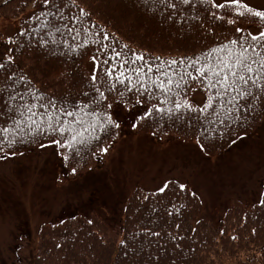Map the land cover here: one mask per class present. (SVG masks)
<instances>
[{"label": "trees", "instance_id": "1", "mask_svg": "<svg viewBox=\"0 0 264 264\" xmlns=\"http://www.w3.org/2000/svg\"><path fill=\"white\" fill-rule=\"evenodd\" d=\"M193 6L179 5L178 9H172L159 0H75L74 4L62 0L61 12L65 20L52 17L37 20L35 17L41 12L49 11L41 0H6L1 3L0 16L21 17V20L19 30L12 35L0 32V57L8 52L9 47L14 56L11 67L0 70V89H3L0 93V127L15 128L9 116L23 123L8 135L9 139L16 141L11 147L0 133V156L25 152L53 139H62L59 133H51L46 127L49 116L63 123L73 121L74 117L66 116L64 109L79 114L81 123L70 125L77 131L93 122V118L85 114L95 106L91 101L97 95L91 84L96 67L93 55L104 60L109 58L112 50L124 54L109 65H100L98 75L103 76L108 67L114 71L122 70L118 65L125 56L133 59L137 54L143 55L142 63L158 66L172 59H194L222 42L252 33V26L264 30V19L247 12L237 17L234 8L220 9L211 4H199L197 0H193ZM51 10L55 12V9ZM211 13L224 16L225 22H208ZM73 16L80 17V20L69 23V27L79 29V35L63 27ZM230 17H234V24L226 22ZM45 19L51 21L48 27L41 22ZM55 27H60L61 31L56 33ZM236 28L244 32H236ZM105 34L106 40L103 39ZM9 39L16 44L7 45ZM42 39L48 44H42ZM53 40L56 43H52ZM85 40L89 43L78 47ZM185 67L183 64L174 66L177 72ZM13 72L12 80L6 81L4 77ZM196 86L204 89L200 81L191 82L187 92L189 99ZM148 87L159 94L150 83ZM117 88L125 91L124 84H117ZM246 90L250 95L239 100L236 105L239 111L231 118H226L221 111L219 119H224V124L219 120L209 123V119H214L209 116L208 119L201 117L195 127H190L187 114L181 119L157 116L158 123L150 120L140 124H144V132L158 136L161 131L171 132L164 136L163 142L172 140L170 134L178 138L175 140L182 141L199 138L203 152L208 157L217 156L258 127L264 116V90L252 86H246ZM85 92L87 97L83 95ZM9 93H19L23 100L17 97L15 102L8 101L5 105ZM106 95L109 97L106 103H113L118 98L117 92ZM50 100L56 104L55 108L40 106L41 102L48 105ZM24 104L35 106L37 115L33 119L41 125L39 130L35 125L29 128V113L22 107ZM84 104L89 107L80 112ZM17 105H21L18 111L5 115L9 107L16 109ZM136 107L114 104L110 111L120 128H109L103 133L99 128L95 133L91 129L84 132L86 144L78 154L61 148L64 155L70 157L67 161L62 159L65 167L75 168L77 161L103 164L128 130H135L132 124L137 115L133 118L132 114ZM140 109L141 113L145 110ZM192 121L195 123V115ZM70 134L66 132L63 138ZM92 135L100 136V140H91ZM104 147L108 148L107 153L101 151ZM165 185L167 188L161 192ZM180 185L186 187L182 190ZM261 200H264V193L253 203L230 207L223 220L216 224L202 216L201 198L188 183L170 179L159 189L137 187L126 198L114 225L102 219L74 221L72 226H64V223L44 225L33 251L28 248V238L23 235L19 239V264H264V205ZM69 223L72 221L66 224ZM25 250L28 251L26 258L22 255Z\"/></svg>", "mask_w": 264, "mask_h": 264}, {"label": "rangeland", "instance_id": "2", "mask_svg": "<svg viewBox=\"0 0 264 264\" xmlns=\"http://www.w3.org/2000/svg\"><path fill=\"white\" fill-rule=\"evenodd\" d=\"M243 3L264 11V0ZM20 20L0 16V32L12 35ZM250 31L257 34L259 29L252 26ZM193 89L191 102L203 105L207 91L201 86ZM141 111L136 107L132 117ZM258 124L226 152L208 157L196 139L175 140L170 134L172 140L163 142L171 132L161 131V136L144 132L142 123L128 130L103 164L77 161L74 174V167L62 163L61 148L51 142L1 155L0 264H19V239L26 236L33 251L44 225L72 226L74 221L95 219L114 225L135 188L159 189L170 179L188 183L201 197L202 216L219 224L230 207L253 203L264 193V116ZM22 255L26 258L28 251Z\"/></svg>", "mask_w": 264, "mask_h": 264}, {"label": "snow or ice", "instance_id": "3", "mask_svg": "<svg viewBox=\"0 0 264 264\" xmlns=\"http://www.w3.org/2000/svg\"><path fill=\"white\" fill-rule=\"evenodd\" d=\"M45 7L49 8V11L41 12L39 17H35L40 20V17H52L53 19L65 20L63 13L61 12L62 0H41ZM71 3H75V0H70ZM161 4L172 9H178L179 5L188 7L193 6V0H159ZM199 4H211L213 7L220 9H236L235 15L237 17L243 16L246 12L254 15L260 19H264V11H257L249 7L243 0H223L222 3H215V0H197ZM51 9H55L53 12ZM83 13L84 10L81 9ZM80 17L73 16L68 18V21L63 24V27L69 32H76V35L80 34V30L75 27H69V23L79 21ZM211 21L225 22L224 16H218L216 13H211ZM45 27L51 23L45 19L41 21ZM228 24H234V20H227ZM54 26V25H53ZM60 27H55V32L59 33ZM236 32L243 33L244 30L236 28ZM53 35L52 32L48 33ZM107 34L104 35L103 39H107ZM42 44H48V41L41 40ZM52 43H56L55 40ZM67 43V42H65ZM89 41L85 40L82 45L78 47H84ZM92 43H99V41H92ZM16 41L9 39L7 45H14ZM6 45V46H7ZM107 48L108 45H102ZM100 51V49H97ZM122 55L121 52L112 50V54L108 59L101 60L98 56L93 55L92 60L96 65L91 75V84L94 92L97 94L93 97L91 104L95 105L86 112L93 118V122L89 123L87 128H83L82 131H77L75 128H71L70 125L73 123H81L79 114L64 109V114L69 117H74L73 121L63 123L59 119H54L49 116L46 130L51 133H59L62 139H53L52 144L59 148L67 149L69 152L78 154L81 147L85 146L86 141L84 139V132L89 129L95 133L96 129L99 128L100 132H107L109 128H120V124L113 118V114L110 111L113 109L114 104H131L132 107L140 106L145 110L135 117V122L132 124L133 128L140 125V122L156 121V117L159 116L161 119L167 115L169 119H181L186 114L188 116V122L190 127H195L196 123L200 122L201 117L208 119L209 116L214 119H209V123H215L219 120V123L224 124V119H219L221 111L226 118H231L232 114L239 111L236 106L242 98H246L250 93L246 90V86H252L261 90H264V30L258 32V34L247 33L241 35L235 39H229L227 43H220L218 46L212 47L207 52L201 53L200 56L193 58H186L185 60L177 61L172 59L166 61L158 66L151 64H144L143 55H135L133 59H128L126 56L119 62L120 71H114L112 67H108L104 72L103 76L98 75V69L101 64L109 65L112 60L119 59ZM14 62V56L12 55L11 47L8 48V52L0 57V70H4L11 67ZM178 64L186 65V67L177 72L174 66ZM131 65V67H129ZM7 75L4 77L6 81L12 80V76ZM193 81H200L207 91L206 101L203 106H195L187 96L188 85ZM149 83L153 88L158 89L159 94L154 92L148 87ZM117 84H124L125 91H120L117 88ZM104 89V90H102ZM193 91H195L193 89ZM3 89H0V93ZM117 92L118 98L113 103H106L109 99L106 93ZM132 93V95H127ZM85 97L88 93H83ZM19 97L23 100V96L19 93L15 95L9 93L8 100L4 101L5 105L8 101L15 102ZM163 97V99H161ZM34 99L39 100L38 97ZM170 105V106H169ZM41 107L50 106L56 107L53 101H49L48 105H44L43 102L40 104ZM21 105H17L16 109L12 107L8 108V112L18 111ZM24 109L29 113L27 120L29 122V128L35 125L36 130H39L41 125L33 119L37 113L34 111V105L24 104ZM88 104H84L80 107V112H84L88 108ZM211 110V112H210ZM23 115V113H21ZM195 115V123L192 121V116ZM12 119L15 128L12 127H0V133L4 134V139L7 141V145L11 147L15 144V139H9L8 135L14 133L16 129H19L23 121L15 119L14 116H9ZM238 118V117H236ZM203 127V125H201ZM206 132L207 129H204ZM66 132L71 134L64 137ZM91 140H100V136L92 135ZM235 142V141H233ZM197 144H200L199 138ZM45 147V145H41ZM203 149V145H201ZM102 152L107 153L108 148L104 147L101 149ZM16 153L13 152L12 155ZM65 161L69 160L70 157L65 155L63 157ZM73 174L76 169H72ZM186 186L180 185L183 190ZM167 185L160 189L161 192L165 191ZM260 203L264 205V200Z\"/></svg>", "mask_w": 264, "mask_h": 264}]
</instances>
